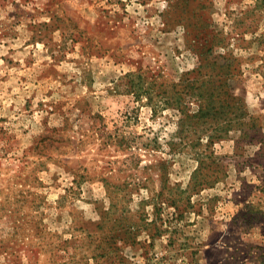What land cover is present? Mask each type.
Here are the masks:
<instances>
[{
    "label": "rangeland",
    "instance_id": "374dc122",
    "mask_svg": "<svg viewBox=\"0 0 264 264\" xmlns=\"http://www.w3.org/2000/svg\"><path fill=\"white\" fill-rule=\"evenodd\" d=\"M263 187L264 0H0V264H264Z\"/></svg>",
    "mask_w": 264,
    "mask_h": 264
},
{
    "label": "trees",
    "instance_id": "16d2710c",
    "mask_svg": "<svg viewBox=\"0 0 264 264\" xmlns=\"http://www.w3.org/2000/svg\"><path fill=\"white\" fill-rule=\"evenodd\" d=\"M222 59H226L225 56ZM222 66V65H221ZM226 76H228L226 74ZM187 87L193 89V84L191 80H187L186 82ZM202 91L199 93V98H201L202 105L199 106L197 112L194 116H197L201 119H212L218 123V121L224 117V123L217 126L215 134L217 132L224 131L228 132L231 129H234L235 125H240V129L242 128L241 125L245 124L244 117L248 114L246 113L242 98L234 95L229 92L227 88L226 82L222 81V84L218 87H214L213 89H207L205 87H199ZM207 94V95H206ZM180 97H177V102H179ZM170 104L169 102L166 103ZM177 108L180 109L179 103L176 104ZM185 112L184 110H182ZM228 113H231V117L227 116ZM213 138V137H211ZM211 143V142H210ZM202 169H198L197 171L200 172ZM197 171L195 174H197ZM264 192V187L262 188Z\"/></svg>",
    "mask_w": 264,
    "mask_h": 264
}]
</instances>
